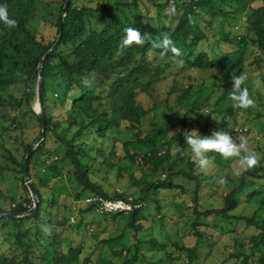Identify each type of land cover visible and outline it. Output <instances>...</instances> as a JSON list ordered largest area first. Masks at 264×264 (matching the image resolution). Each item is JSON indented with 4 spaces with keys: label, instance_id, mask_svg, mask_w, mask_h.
<instances>
[{
    "label": "trees",
    "instance_id": "obj_1",
    "mask_svg": "<svg viewBox=\"0 0 264 264\" xmlns=\"http://www.w3.org/2000/svg\"><path fill=\"white\" fill-rule=\"evenodd\" d=\"M66 1L0 0L17 21L0 22L3 213L34 206L24 160L43 127L39 65L62 30L43 61L47 131L29 162L39 205L0 217V264H215L216 254L217 264H264V0H70L62 23ZM129 26L146 35L143 46H120ZM164 35L183 66L171 54L153 62L151 43ZM242 72L255 100L248 109L229 99L231 76ZM169 77L166 96L146 108L139 96ZM221 129L246 138L260 164L236 177L235 158L214 159L215 171L202 172L184 135ZM123 130L133 137L121 139ZM123 179L139 188L131 195L140 207L99 213L85 201L126 198L115 190ZM212 198L217 205H206ZM165 208L173 214L158 219Z\"/></svg>",
    "mask_w": 264,
    "mask_h": 264
},
{
    "label": "clouds",
    "instance_id": "obj_2",
    "mask_svg": "<svg viewBox=\"0 0 264 264\" xmlns=\"http://www.w3.org/2000/svg\"><path fill=\"white\" fill-rule=\"evenodd\" d=\"M169 12L175 14L176 9L170 6ZM0 22L9 28L17 26V21L10 18L8 6L0 4ZM125 35L121 40L120 46L130 47L133 45L145 44V36L142 37L140 31L134 27H127L124 29ZM150 39V37H148ZM151 47L159 49V54L154 58V63L163 60L166 56L171 54L178 65L183 66L182 52L177 48L174 42L166 35L162 36L158 41L153 40ZM248 80V75L242 72L238 76H231L232 89L229 92V99L232 101V107L236 109H248L255 107V100L250 96L248 87H242ZM86 87H91L92 82L88 77L83 79ZM173 133V132H172ZM190 134L184 135L186 145L190 148L191 158L202 172H208L214 165V157L209 156V153L219 154L225 161H230L235 158L233 165V175L241 176L244 172L257 167L260 164L261 156L255 150L249 147V142L246 138H238L221 129L216 130L208 136H201L197 130L188 132ZM175 135V133H173ZM220 185L226 184V178L221 176L216 181ZM46 234L51 233L50 228L44 229Z\"/></svg>",
    "mask_w": 264,
    "mask_h": 264
},
{
    "label": "rangeland",
    "instance_id": "obj_3",
    "mask_svg": "<svg viewBox=\"0 0 264 264\" xmlns=\"http://www.w3.org/2000/svg\"><path fill=\"white\" fill-rule=\"evenodd\" d=\"M226 82L225 79H221L220 80V84L221 85H224ZM171 83H172V78L169 77L167 80L159 83L156 88L154 89V91L152 92V96H149V95H146V94H142L139 96V101L142 102L144 104V106L146 108H149L153 105V99H157V100H162L165 96H166V93L169 91L170 89V86H171ZM37 104V100H35L34 102V107L36 106ZM244 122V117H242L240 119V123L243 124ZM134 133L132 131H129V130H123L122 132L118 133V136L121 138V139H127V138H131L133 137ZM243 136H246L245 134H243ZM119 151H122V147L121 145H119ZM214 159L216 160H219V161H225L219 154L216 155L214 157ZM212 171H215V166L210 169L208 172H212ZM223 173H227L228 172V168L226 169H222ZM119 188V189H118ZM121 190L122 192H127L129 196H132L131 194L138 190L139 188L138 187H135L134 185H131L130 184V180L128 179H123L122 182H121V185H116L115 186V190ZM203 194H205V196H211L213 193L212 192H209L207 191V189H203ZM63 198V197H62ZM216 204L218 203V199L217 198H212L211 200L209 199V201H206V205H211V204ZM77 206H74V208H76ZM257 208V205L255 202H252L251 204L247 205L245 208L244 206L240 208V210L244 213V214H247V215H251L254 210ZM60 211L63 212L64 211V207L61 206L60 207ZM150 213L152 214H156V209L155 207H153V205L150 207ZM173 214V211L172 209H169V208H165L163 209V211L161 213H158L157 214V218L159 219L161 216H163L164 214ZM76 221V220H75ZM73 218L71 220V223H73ZM145 224L146 221H145ZM159 226V223L157 224V227ZM217 256H220V254H216L215 257H212L211 260L213 259V261L215 262V264L218 263V257Z\"/></svg>",
    "mask_w": 264,
    "mask_h": 264
},
{
    "label": "water",
    "instance_id": "obj_4",
    "mask_svg": "<svg viewBox=\"0 0 264 264\" xmlns=\"http://www.w3.org/2000/svg\"><path fill=\"white\" fill-rule=\"evenodd\" d=\"M69 4H70V0H67L66 4L64 6L63 14H62V19H61L62 23H63L64 17L67 14V11H68V8H69ZM61 36H62V30H61V33H60V35L58 37L57 42L54 44V46L51 48V50L49 52H47V54L45 55V57L43 58V60L41 61L40 65H39V81H38V88H37V104L34 107V110L39 115V117L41 118L43 127H42V132H41L40 136L38 137L36 142L32 145V147L29 149V151H28V153H27V155L25 157V160H24L25 182H26V184H27V186L29 188V191L31 193L32 199L34 201V206L29 211L23 212V213H15V212L14 213H12V212L3 213V212H0V217H2V216H6V217L10 216V217H18L19 218V217H23V216H27V215L31 214L33 211L37 210V208H38L39 198H38V195H37L36 190L34 188V185H33L32 181L30 179L29 162H30V159H31L32 155L36 151L37 147L44 140V138L46 136V131H47L46 115H45L44 108H43V105H42V93H43L42 65H43V61L50 55V53L52 51H54L57 48L58 43H59V41L61 39Z\"/></svg>",
    "mask_w": 264,
    "mask_h": 264
},
{
    "label": "built area",
    "instance_id": "obj_5",
    "mask_svg": "<svg viewBox=\"0 0 264 264\" xmlns=\"http://www.w3.org/2000/svg\"><path fill=\"white\" fill-rule=\"evenodd\" d=\"M87 203H94L99 213H129L141 206L136 203L133 196L126 198H105L103 196H91L85 200ZM74 221V219H73Z\"/></svg>",
    "mask_w": 264,
    "mask_h": 264
}]
</instances>
